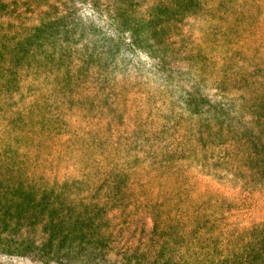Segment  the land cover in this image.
I'll return each instance as SVG.
<instances>
[{"label": "trees", "instance_id": "1", "mask_svg": "<svg viewBox=\"0 0 264 264\" xmlns=\"http://www.w3.org/2000/svg\"><path fill=\"white\" fill-rule=\"evenodd\" d=\"M199 23L223 47L221 65L197 43ZM255 36L249 52L240 42ZM263 41L264 0H0V251L13 243L74 264H264V219L228 221L249 196L264 203ZM143 69L159 80L141 81ZM165 89L198 119L193 128L123 119L122 99ZM99 113L136 165L174 160L183 147L187 165L230 174L235 192L187 223L157 200L139 213L122 171L111 180L84 168L62 181L30 173L13 130L35 126L30 147L67 126L66 114L82 122ZM94 156L86 166L99 164Z\"/></svg>", "mask_w": 264, "mask_h": 264}, {"label": "rangeland", "instance_id": "2", "mask_svg": "<svg viewBox=\"0 0 264 264\" xmlns=\"http://www.w3.org/2000/svg\"><path fill=\"white\" fill-rule=\"evenodd\" d=\"M87 9V5L82 7ZM201 23L191 27L197 43L202 45L201 48L206 49L208 58L216 61L218 65L222 64L221 56L223 47L217 43V38L206 36L205 29ZM262 36V35H261ZM255 37L242 40L240 43L243 46L248 45V51L255 44ZM264 44V41L261 42ZM137 56L146 60L144 56L137 53ZM156 81L158 77L146 72L143 69L141 81L145 80ZM174 82L178 83L179 79L174 78ZM173 92L165 89L157 93L149 95H131L130 98L121 100V109L123 119L131 121L138 118L142 128H162L163 124L167 123V128H174L175 133L183 134L189 127L198 122V119H190L184 111H177L176 106L171 103ZM129 107V108H128ZM172 107V113L170 108ZM80 114L81 112L77 110ZM120 111V106H118ZM151 111H153L152 114ZM69 113V112H68ZM137 114L135 117L134 114ZM86 116V115H85ZM68 125L64 126L60 132L48 134L41 133L35 141V144L29 147V139L35 136V126L27 125L19 130H13L14 138L20 139L24 147L19 149V153L24 154L30 162L34 163L30 173L44 174L45 176H56L58 180H64L69 174L74 173V170L83 171L90 170L95 172L100 170L102 176L106 179H112L110 174L122 173L128 180L130 188L139 196V202L142 205H149L154 200L163 202L164 209L172 212L181 211L183 218L187 223H190V214L192 211L197 213L202 211L210 212L214 210L221 200V197L233 194L231 175L224 173H211L209 168H202L195 165H187L193 155H185L183 147L178 148L174 160L168 159V162L158 159L154 163L135 164L129 154L122 150V145H118L116 138L118 132L116 129L108 132L105 131L106 121L110 122V116L106 119L102 114H97L94 119L85 120L82 122L76 121L71 115L63 118ZM130 127V125H128ZM116 128L115 126H113ZM6 128L0 127V142L1 137L6 136ZM100 129L99 134L95 130ZM100 135H102L103 147L102 150H95V144L100 145ZM21 137V138H20ZM69 139L71 144H69ZM157 141V140H155ZM158 142V141H157ZM81 146L85 147V152L80 151ZM92 152L96 160L99 159L98 165L87 164L89 153ZM160 155V152H157ZM68 164L71 166L67 167ZM37 167V168H35ZM75 168V169H74ZM80 168V169H78ZM122 171V172H121ZM146 195V196H145ZM235 196V195H234ZM241 199L243 195H240ZM234 209L238 208V196L231 197ZM149 203V204H148ZM247 208L244 212L239 210V214H234L228 219L229 222H237L242 226L248 225L251 221H259L264 219V203L259 202L256 195L249 196L246 199ZM162 209L160 213L162 219H167L168 213ZM143 207L139 209L141 213ZM144 214V212H142ZM149 223L151 220L149 218ZM114 222V221H113ZM183 249L178 250L176 255H183ZM0 264H74L66 261H61L51 254L46 252H37L26 249L17 244H7L0 251Z\"/></svg>", "mask_w": 264, "mask_h": 264}]
</instances>
